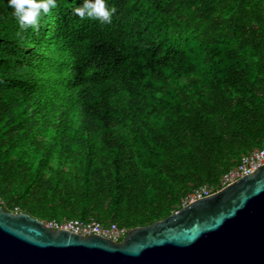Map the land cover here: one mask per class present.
Listing matches in <instances>:
<instances>
[{
  "label": "trees",
  "instance_id": "16d2710c",
  "mask_svg": "<svg viewBox=\"0 0 264 264\" xmlns=\"http://www.w3.org/2000/svg\"><path fill=\"white\" fill-rule=\"evenodd\" d=\"M79 3L22 29L0 0L5 211L129 230L264 146V0Z\"/></svg>",
  "mask_w": 264,
  "mask_h": 264
},
{
  "label": "water",
  "instance_id": "95a60500",
  "mask_svg": "<svg viewBox=\"0 0 264 264\" xmlns=\"http://www.w3.org/2000/svg\"><path fill=\"white\" fill-rule=\"evenodd\" d=\"M0 264H264V163L117 242L0 204Z\"/></svg>",
  "mask_w": 264,
  "mask_h": 264
},
{
  "label": "built area",
  "instance_id": "2783aa9c",
  "mask_svg": "<svg viewBox=\"0 0 264 264\" xmlns=\"http://www.w3.org/2000/svg\"><path fill=\"white\" fill-rule=\"evenodd\" d=\"M263 163L264 146L261 148H254L248 153L241 155L240 161L222 174L219 180L220 188L231 183L242 175L253 171ZM214 191H216L214 187L207 184L195 188L185 197V199H183L182 205ZM44 224L53 229H66L80 235L98 234L114 242L120 241L128 231L125 227H118L114 223L104 225L95 219L81 220L77 218H68L63 219L62 221L48 220L45 221Z\"/></svg>",
  "mask_w": 264,
  "mask_h": 264
},
{
  "label": "clouds",
  "instance_id": "9594fccd",
  "mask_svg": "<svg viewBox=\"0 0 264 264\" xmlns=\"http://www.w3.org/2000/svg\"><path fill=\"white\" fill-rule=\"evenodd\" d=\"M13 14L22 29L38 28L44 16L58 6V0H8ZM117 9L109 0H82L74 13L82 19H94L101 24H111Z\"/></svg>",
  "mask_w": 264,
  "mask_h": 264
}]
</instances>
